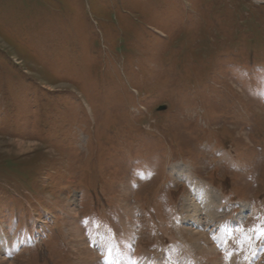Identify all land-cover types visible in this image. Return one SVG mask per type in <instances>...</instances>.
Masks as SVG:
<instances>
[{
	"label": "rangeland",
	"instance_id": "rangeland-1",
	"mask_svg": "<svg viewBox=\"0 0 264 264\" xmlns=\"http://www.w3.org/2000/svg\"><path fill=\"white\" fill-rule=\"evenodd\" d=\"M195 185L261 246L264 0H0L8 264H84L74 227L102 261L99 233L190 264Z\"/></svg>",
	"mask_w": 264,
	"mask_h": 264
},
{
	"label": "bare ground",
	"instance_id": "bare-ground-1",
	"mask_svg": "<svg viewBox=\"0 0 264 264\" xmlns=\"http://www.w3.org/2000/svg\"><path fill=\"white\" fill-rule=\"evenodd\" d=\"M170 170H174L178 176L186 175V169H181L179 165H173ZM217 202L218 195L215 192L198 185L194 186L190 198H187L184 201V210L186 213L184 221L191 226L186 232L188 233V236H190V243L200 255V258L198 257L199 259L197 261L194 260L192 263L229 264L230 262V264H240L238 261L241 260V257L237 250H239V246L243 244V241L246 240L247 236L244 235L241 237L237 234L239 239L234 238V236L237 231H235V227L245 221L242 222L245 210H241L242 216L236 218V222L235 220L229 221V218L227 220L226 218L217 215V212L214 209ZM72 231L75 234L77 242L83 248L80 257H82L81 260H83L84 264H169L171 260H173V262L176 261L169 256H166V260H160L157 258H151L148 254L142 255L143 253L141 254L139 252L140 250H135V248H137L136 246L133 248L134 246L131 245L132 241L128 236L120 241L114 242L109 240L104 234L99 233L95 239L96 245L99 250L106 253L104 256H107V260L102 261V258L99 257V252H95L96 250H89L86 244L82 243L83 238L81 237L78 228L74 227L72 228ZM235 241L237 245L233 246V242ZM183 244L179 246L181 250L186 249ZM260 250L264 251V248L262 247ZM188 253H190V251ZM174 255L175 257L177 256L176 250L174 251ZM261 256H263L261 252H258L256 258ZM256 258H251L247 264H264V260L257 261ZM0 264H8L7 258H5L4 255H0Z\"/></svg>",
	"mask_w": 264,
	"mask_h": 264
},
{
	"label": "snow or ice",
	"instance_id": "snow-or-ice-1",
	"mask_svg": "<svg viewBox=\"0 0 264 264\" xmlns=\"http://www.w3.org/2000/svg\"><path fill=\"white\" fill-rule=\"evenodd\" d=\"M260 235L264 236V229L260 230Z\"/></svg>",
	"mask_w": 264,
	"mask_h": 264
},
{
	"label": "water",
	"instance_id": "water-1",
	"mask_svg": "<svg viewBox=\"0 0 264 264\" xmlns=\"http://www.w3.org/2000/svg\"><path fill=\"white\" fill-rule=\"evenodd\" d=\"M160 109L159 110H162V109H164L163 107H159Z\"/></svg>",
	"mask_w": 264,
	"mask_h": 264
}]
</instances>
